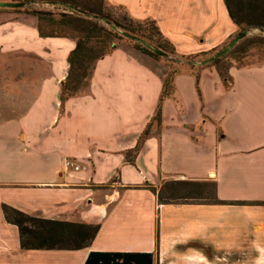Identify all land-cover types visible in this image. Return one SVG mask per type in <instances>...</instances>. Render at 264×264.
Wrapping results in <instances>:
<instances>
[{"label":"crops","instance_id":"crops-1","mask_svg":"<svg viewBox=\"0 0 264 264\" xmlns=\"http://www.w3.org/2000/svg\"><path fill=\"white\" fill-rule=\"evenodd\" d=\"M105 5L155 21L178 56L217 51L240 31L224 0ZM27 7L0 6V264H86L92 252L149 253L153 264H264V62L230 67L227 87L213 66L174 72L123 41L68 97L77 41L42 36ZM173 177L214 182L227 204H160L150 188ZM4 205L100 229L80 250H25Z\"/></svg>","mask_w":264,"mask_h":264},{"label":"trees","instance_id":"trees-1","mask_svg":"<svg viewBox=\"0 0 264 264\" xmlns=\"http://www.w3.org/2000/svg\"><path fill=\"white\" fill-rule=\"evenodd\" d=\"M25 1L28 4L61 6L65 10V12L59 13L31 10L27 13L40 19L39 29L42 36L70 37L77 41V47L69 57L70 72L64 86L63 95L68 97L79 93L88 86L95 64L112 53L118 47V41L126 39L137 50L156 60H161L163 57L155 53L153 49L161 50L169 56L176 55L174 46L163 37L155 21H139L132 19L127 14L129 24L114 21L106 8L105 0ZM224 2L230 18L240 28V31L254 28L264 32V0H224ZM100 20L113 24L114 29L110 31L105 29L100 24ZM115 29L122 30V33ZM125 33L136 37L138 41L126 38ZM154 37H158V39L153 40ZM255 43L264 44V38L252 41V44ZM206 54L209 53L181 56V58L189 60L192 64L197 61V58ZM218 55L202 60V64L199 66H194L196 63L192 66L200 69L205 66L215 67L224 84L230 87L232 84V78L229 75L230 68L224 70L220 65L226 54L221 57ZM172 78L173 74L167 78L164 94L168 93ZM157 119L160 121V109ZM147 134L148 131L143 135V139ZM127 159L130 160L128 157ZM204 184L206 188L214 189V199L210 202L198 200L203 195L196 190L202 188ZM150 190L157 196L160 204H227L217 198L216 184L211 181H171L165 182L159 189L151 187ZM3 210L6 220L18 227L21 247L25 250H80L91 245L100 229L98 225L31 216L8 205H4ZM86 264H153V255L149 253L92 252Z\"/></svg>","mask_w":264,"mask_h":264},{"label":"rangeland","instance_id":"rangeland-1","mask_svg":"<svg viewBox=\"0 0 264 264\" xmlns=\"http://www.w3.org/2000/svg\"><path fill=\"white\" fill-rule=\"evenodd\" d=\"M23 2L26 3L25 0ZM0 3H11V2H8V0H0ZM26 5H28L26 11L35 10V9H33V7L30 4L26 3ZM113 11L114 10L110 9L109 13H111L114 21H117V22L122 23V24H129L126 13L123 10L117 9L115 11V13ZM100 24L105 29H107L109 31L114 29L113 24L107 23L104 20H100ZM115 30L119 33H122V30H120V29H115ZM246 31H250L249 36L247 38L241 40L234 48H232L223 57L222 61L220 62V65L224 70H227L232 66L243 67V66H248V65H260L261 63L264 62V44H262V43L252 44V41L264 38V32L261 31L260 29L250 28V29H247L245 31H242V30L239 31V34L242 32H246ZM234 38H233V40H234ZM157 39H158V37L153 38V40H157ZM123 41H127V40L124 39L122 41H118L117 42L118 45H120ZM231 42L227 46L220 48L217 51L210 52L209 54L200 56L199 58L196 59L197 61L192 63V64H190L189 60H187L185 58H181V56H178L177 54L171 55V56H169V58H162V59L165 60L169 64L171 71L175 72L176 70H179V69L188 68V66L190 68L192 67L193 70L198 71L199 68L193 67L192 65H194L196 63L194 66H197V65L199 66L202 64V62H201L202 60H205V59L211 58L217 54H220L223 50H225L231 44ZM82 90H84V89H82ZM171 181L188 182L189 180L183 179L181 177H178V178L173 177L171 179H168L165 182H171ZM100 189H102V190H105V189L110 190L111 189L112 190V188H110V187H104V188H100ZM196 192L203 195V197L198 199L201 202H210L214 199V189L212 187L206 188L205 184L202 186V188L197 189ZM87 225L96 226L95 224H87Z\"/></svg>","mask_w":264,"mask_h":264},{"label":"water","instance_id":"water-1","mask_svg":"<svg viewBox=\"0 0 264 264\" xmlns=\"http://www.w3.org/2000/svg\"><path fill=\"white\" fill-rule=\"evenodd\" d=\"M0 6L2 7H10V8H23L26 6V3L25 2H17V3H0ZM250 34V31H246V32H242L240 34H238L234 40L231 42V44L225 49L223 50L219 55L218 57H221V56H224L225 54H227L232 48H234L241 40L247 38ZM124 36L126 38H129V39H133V40H137L138 39L136 37H133L127 33L124 34ZM153 51L157 54H159L161 57L163 58H169V55L161 50H158V49H153Z\"/></svg>","mask_w":264,"mask_h":264},{"label":"built area","instance_id":"built-area-1","mask_svg":"<svg viewBox=\"0 0 264 264\" xmlns=\"http://www.w3.org/2000/svg\"><path fill=\"white\" fill-rule=\"evenodd\" d=\"M67 166L71 169H74L75 171H79L80 170V166L76 165L73 162H67Z\"/></svg>","mask_w":264,"mask_h":264}]
</instances>
